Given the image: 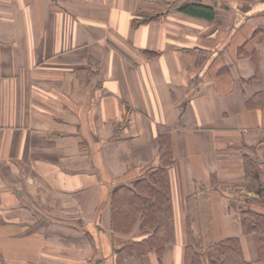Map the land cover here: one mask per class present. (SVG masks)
Returning a JSON list of instances; mask_svg holds the SVG:
<instances>
[{
	"label": "crops",
	"instance_id": "crops-1",
	"mask_svg": "<svg viewBox=\"0 0 264 264\" xmlns=\"http://www.w3.org/2000/svg\"><path fill=\"white\" fill-rule=\"evenodd\" d=\"M164 130L174 241L144 264H183L202 227L264 264L240 217L264 213V0H0V264H115L141 229L111 230V193Z\"/></svg>",
	"mask_w": 264,
	"mask_h": 264
},
{
	"label": "trees",
	"instance_id": "trees-1",
	"mask_svg": "<svg viewBox=\"0 0 264 264\" xmlns=\"http://www.w3.org/2000/svg\"><path fill=\"white\" fill-rule=\"evenodd\" d=\"M181 11L204 19L214 17L213 8L204 4H185ZM147 20V19H144ZM141 19H133L139 24ZM173 163L169 135L166 130L159 134V167L147 177L136 180L133 185H119L111 193L110 228L120 234L129 233L133 226L140 225L141 234L115 249V264H128L126 259L134 258L137 264H144L149 253H155L160 262L164 249L174 241L167 167ZM254 161L245 157L246 188L253 189L259 197L255 202H264L263 179L260 181ZM255 207L241 210L243 232L253 236L257 260L264 261V213ZM183 264H251L247 261L237 237L211 241L204 246L200 238L187 236L184 246Z\"/></svg>",
	"mask_w": 264,
	"mask_h": 264
},
{
	"label": "rangeland",
	"instance_id": "rangeland-1",
	"mask_svg": "<svg viewBox=\"0 0 264 264\" xmlns=\"http://www.w3.org/2000/svg\"><path fill=\"white\" fill-rule=\"evenodd\" d=\"M204 224V223H203ZM139 233V235L142 233V232H138ZM200 237H198V238H200V241H201V243L204 245V246H206V245H208L211 241H212V238L211 237H209L208 235L210 234L209 232H208V228L206 229V227H202V230L200 231ZM203 235V236H202Z\"/></svg>",
	"mask_w": 264,
	"mask_h": 264
}]
</instances>
